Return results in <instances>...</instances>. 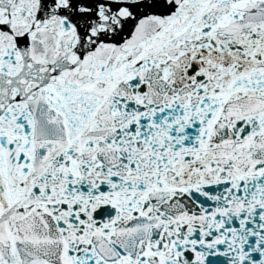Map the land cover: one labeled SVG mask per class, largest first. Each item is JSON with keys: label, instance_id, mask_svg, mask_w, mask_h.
<instances>
[{"label": "snow or ice", "instance_id": "6c2138e0", "mask_svg": "<svg viewBox=\"0 0 264 264\" xmlns=\"http://www.w3.org/2000/svg\"><path fill=\"white\" fill-rule=\"evenodd\" d=\"M0 264H264V0H0Z\"/></svg>", "mask_w": 264, "mask_h": 264}]
</instances>
